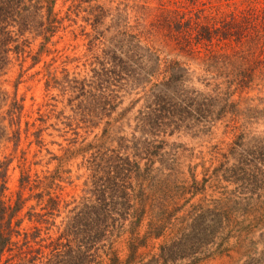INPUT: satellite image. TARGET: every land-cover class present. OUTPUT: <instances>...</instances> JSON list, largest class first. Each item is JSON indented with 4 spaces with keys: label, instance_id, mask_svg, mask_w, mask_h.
<instances>
[{
    "label": "rangeland",
    "instance_id": "obj_1",
    "mask_svg": "<svg viewBox=\"0 0 264 264\" xmlns=\"http://www.w3.org/2000/svg\"><path fill=\"white\" fill-rule=\"evenodd\" d=\"M0 264H264V0H0Z\"/></svg>",
    "mask_w": 264,
    "mask_h": 264
},
{
    "label": "trees",
    "instance_id": "obj_2",
    "mask_svg": "<svg viewBox=\"0 0 264 264\" xmlns=\"http://www.w3.org/2000/svg\"><path fill=\"white\" fill-rule=\"evenodd\" d=\"M3 248H4V246H2L1 248H0V254L2 253V251H3Z\"/></svg>",
    "mask_w": 264,
    "mask_h": 264
}]
</instances>
